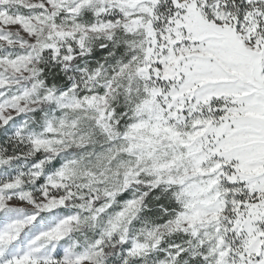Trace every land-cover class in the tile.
I'll return each mask as SVG.
<instances>
[{
	"label": "snow or ice",
	"instance_id": "obj_1",
	"mask_svg": "<svg viewBox=\"0 0 264 264\" xmlns=\"http://www.w3.org/2000/svg\"><path fill=\"white\" fill-rule=\"evenodd\" d=\"M0 264H264V0H0Z\"/></svg>",
	"mask_w": 264,
	"mask_h": 264
}]
</instances>
